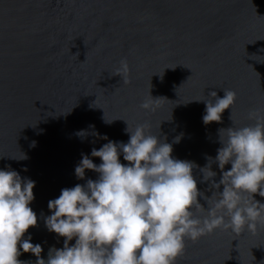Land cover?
<instances>
[{
  "label": "water",
  "instance_id": "water-1",
  "mask_svg": "<svg viewBox=\"0 0 264 264\" xmlns=\"http://www.w3.org/2000/svg\"><path fill=\"white\" fill-rule=\"evenodd\" d=\"M122 58L130 82L115 75ZM223 89L237 93L232 120L229 108L205 125V104L193 100L210 91L222 97ZM149 92L161 97L155 112L139 107ZM257 108H264V0H0V168L36 182L30 206L38 223L25 238L42 244L44 258L64 240L45 226L48 201L97 178L74 172L82 153L107 142L92 131L127 142L126 121H148L174 157L202 167L220 147L218 129L254 123L248 115ZM197 186L211 196L207 182ZM176 264H264V228L186 239Z\"/></svg>",
  "mask_w": 264,
  "mask_h": 264
},
{
  "label": "clouds",
  "instance_id": "clouds-1",
  "mask_svg": "<svg viewBox=\"0 0 264 264\" xmlns=\"http://www.w3.org/2000/svg\"><path fill=\"white\" fill-rule=\"evenodd\" d=\"M129 72L127 59L122 58L115 75L130 82ZM223 92L222 97L210 91L208 98L193 100L205 104V125L220 122L229 108L231 119L237 93ZM159 98L149 92L139 107L155 112ZM248 118L254 123L218 129L220 147L215 157L206 156L202 167L174 157L172 143L152 133L148 121L132 126L125 120L127 142L92 131L107 142L93 147L90 155L82 153L74 172L77 179H84L86 169L93 170L97 178L65 187L48 201L51 214L44 216L45 226L64 240L62 247L48 249L47 258L41 255V243H33L30 234L25 238L38 223L30 206L36 182L10 165L0 168V264H33L19 259L28 252L36 257L34 264H176L186 239L195 242L217 229L240 234L264 228V201L254 195L264 197V108L253 109ZM104 120L115 119L104 114ZM88 134L76 133L81 138ZM92 157L100 158V163ZM213 164L220 170L219 181L214 179ZM226 165L231 167L225 170ZM197 168L202 174L199 181L193 172ZM198 182L208 183L211 196L198 188Z\"/></svg>",
  "mask_w": 264,
  "mask_h": 264
}]
</instances>
